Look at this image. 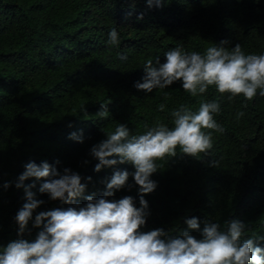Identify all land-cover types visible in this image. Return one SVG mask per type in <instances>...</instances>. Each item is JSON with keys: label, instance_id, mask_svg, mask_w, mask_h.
Instances as JSON below:
<instances>
[{"label": "trees", "instance_id": "obj_1", "mask_svg": "<svg viewBox=\"0 0 264 264\" xmlns=\"http://www.w3.org/2000/svg\"><path fill=\"white\" fill-rule=\"evenodd\" d=\"M113 28L119 47L106 43ZM221 41L229 49L240 44L246 55L264 54V0H164L159 7L147 0H0V250L20 238L15 216L26 196L16 184L25 164L71 169L86 185L69 205L40 193L43 181H24L35 183L31 191L44 201L22 237L33 241L42 230L33 227L39 212L83 207L87 196H103L114 172H134L128 163L95 171L99 161L90 150L106 132L123 124L131 134H142L157 121L171 127V113L181 105L197 111L202 101L213 100L220 104L214 118L224 132H212L206 155L178 150L157 162L151 177L157 187L144 196L148 215L141 231L163 228L175 237L195 217L200 230L189 231L200 239L205 221L223 230L240 220L246 237H258L264 247V96L230 100L210 87L193 97L179 81L152 93L134 86L143 82L147 60L162 64L174 48L203 53ZM102 104L106 118L97 115ZM238 112L244 113L239 120ZM73 132H82V143L69 138ZM125 196L141 207L131 176L106 199Z\"/></svg>", "mask_w": 264, "mask_h": 264}, {"label": "clouds", "instance_id": "obj_2", "mask_svg": "<svg viewBox=\"0 0 264 264\" xmlns=\"http://www.w3.org/2000/svg\"><path fill=\"white\" fill-rule=\"evenodd\" d=\"M163 2L147 0L149 7L153 4L159 7ZM106 43L119 47V33L115 28L108 33ZM227 43L221 41V46H209L203 53L186 52L177 47L165 53L166 61L162 64L157 59L154 65L149 59L143 66V82L138 81L134 86L152 93L179 81L183 90L193 97L203 95L210 87L230 100L243 96L251 101L258 92L264 96V54L246 55L240 44L229 49L223 46ZM118 57L127 59L120 53ZM101 108L97 115L106 118V105L102 104ZM219 112L218 102L202 101L197 111L186 105L172 111L171 127L157 121L142 134H131L123 124L106 132V139L90 150L91 156L99 161L95 171L128 163L134 172H114L106 182L103 196H87L83 207L39 212L33 227L42 226V230L33 241L22 237L30 231L28 225L33 220V212L44 201L36 199L31 191L35 183L25 186L24 181L29 178L43 181L40 193L69 205L85 192L86 185L71 169L65 168L61 173L47 162L25 164L16 184L17 188H24L26 196V202L15 216L20 238L0 250V264H264V247L258 246V237H246L247 226L240 220L227 222L223 230L218 223L205 221L200 239L189 231L200 230V222L195 217L186 220L187 230L175 237L163 228L141 231L148 215L144 196L157 187L151 179L160 168L157 162L176 156L178 150L194 158L208 154L213 148L212 132H224L214 118ZM243 115L238 112L237 120ZM69 138L83 142L82 132L79 135L73 132ZM129 176L138 186L139 208L131 196L106 199L114 190L125 188Z\"/></svg>", "mask_w": 264, "mask_h": 264}]
</instances>
